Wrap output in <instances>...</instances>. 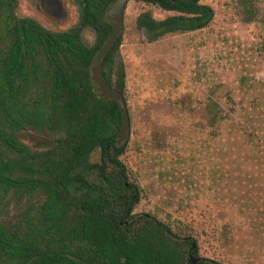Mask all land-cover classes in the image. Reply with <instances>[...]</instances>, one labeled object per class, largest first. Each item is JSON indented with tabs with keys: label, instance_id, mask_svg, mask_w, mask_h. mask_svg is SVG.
Masks as SVG:
<instances>
[{
	"label": "trees",
	"instance_id": "obj_1",
	"mask_svg": "<svg viewBox=\"0 0 264 264\" xmlns=\"http://www.w3.org/2000/svg\"><path fill=\"white\" fill-rule=\"evenodd\" d=\"M77 1L76 25L53 31L19 16L17 0H0V264H191V255L196 264H223L199 256L179 222L134 212L141 187L122 158L128 139L117 141L121 110L90 73L111 31L113 0ZM134 1L170 12L137 15L148 41L202 29L214 15L202 0ZM120 44L118 34L101 72L127 108ZM208 112L216 128L229 116L215 104ZM22 131L47 147L25 143Z\"/></svg>",
	"mask_w": 264,
	"mask_h": 264
},
{
	"label": "rangeland",
	"instance_id": "obj_2",
	"mask_svg": "<svg viewBox=\"0 0 264 264\" xmlns=\"http://www.w3.org/2000/svg\"><path fill=\"white\" fill-rule=\"evenodd\" d=\"M201 2L214 12L206 27L155 41L135 27L137 15L170 12L134 0L124 9L118 34L129 124L122 158L141 187L134 212L179 222L201 257L264 264V0ZM17 14L68 30L79 2L17 0ZM93 37L83 32L87 43ZM212 104L229 114L217 128ZM21 138L47 147L32 131Z\"/></svg>",
	"mask_w": 264,
	"mask_h": 264
},
{
	"label": "water",
	"instance_id": "obj_3",
	"mask_svg": "<svg viewBox=\"0 0 264 264\" xmlns=\"http://www.w3.org/2000/svg\"><path fill=\"white\" fill-rule=\"evenodd\" d=\"M127 1L128 0H113L109 4L106 10V17L111 24V31L105 42L102 44L100 49L94 55L90 66L91 79L95 84V88L97 89V91L100 92V94L105 98L116 99L120 107L122 114L121 125L117 133V141L119 144L123 143L128 130V120H129L128 112L121 95L118 92L112 90L105 82L101 72V60L105 55V53L107 52V50L111 47V45L115 41L116 37L118 36V33L120 31L123 22L124 9ZM196 262H197V258L191 255L190 263L196 264Z\"/></svg>",
	"mask_w": 264,
	"mask_h": 264
}]
</instances>
